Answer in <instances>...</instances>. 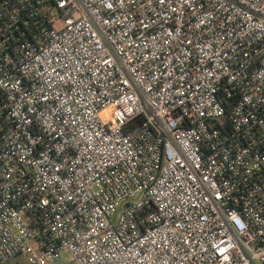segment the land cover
Segmentation results:
<instances>
[{"label":"built area","instance_id":"obj_1","mask_svg":"<svg viewBox=\"0 0 264 264\" xmlns=\"http://www.w3.org/2000/svg\"><path fill=\"white\" fill-rule=\"evenodd\" d=\"M19 255L264 264V0H0V264Z\"/></svg>","mask_w":264,"mask_h":264},{"label":"rangeland","instance_id":"obj_2","mask_svg":"<svg viewBox=\"0 0 264 264\" xmlns=\"http://www.w3.org/2000/svg\"><path fill=\"white\" fill-rule=\"evenodd\" d=\"M65 254H62V258H65ZM4 264H29L23 255H19Z\"/></svg>","mask_w":264,"mask_h":264}]
</instances>
